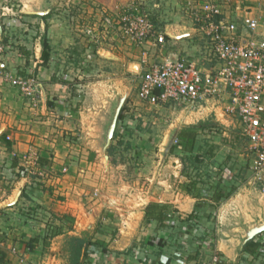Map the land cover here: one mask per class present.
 I'll list each match as a JSON object with an SVG mask.
<instances>
[{
	"label": "crops",
	"instance_id": "crops-1",
	"mask_svg": "<svg viewBox=\"0 0 264 264\" xmlns=\"http://www.w3.org/2000/svg\"><path fill=\"white\" fill-rule=\"evenodd\" d=\"M58 2L0 0V42L7 46L0 60V264H71L74 240L84 242L82 264H201L214 255L219 256L220 264L253 263L245 259L243 249L264 234V183L255 180L252 172L255 154L248 138L241 150L235 151L234 145L222 146L220 137L233 135L236 125L243 133L239 116L227 111L229 96L195 107L142 102L151 109L147 117L129 114L126 108L125 118L119 121L125 108L123 100L115 120L117 144L126 145L130 138L134 146L147 148L154 146L156 135L158 146L172 143L171 149H177L171 163L179 168L187 160L182 157L192 155L181 148L180 134L192 128L196 132L194 150L206 149L215 157H201L209 172L197 181L178 172L160 180H131L129 183H135L130 186V196H122L115 183L118 177L113 181L115 175L111 174L117 165L110 164L108 155L101 160L99 154L86 153L75 138L78 122L73 119L81 115L78 103L82 99L75 90V78L86 74L87 62H97L87 61L91 46L75 34L71 25L74 17L70 20L67 10L64 16L57 9ZM181 11L162 27L164 46L123 44L127 55L141 60L136 63L141 75L146 64L161 63L168 57L194 62L205 73L221 67L210 53L206 36L188 17L186 0ZM48 15L51 17L45 18ZM47 26L51 58L46 65L42 43ZM96 45L94 51L100 60L110 62V56L123 60L115 54L117 47ZM1 72L37 78L42 86L37 105ZM211 136L215 146H196L199 137ZM27 156L50 162L42 168L52 178L43 191L37 190L36 178L24 172ZM194 182L196 187L190 189ZM141 183L145 189H139ZM217 190L232 194L217 203ZM25 191L32 198L24 196ZM152 203L165 207L169 217L164 227L145 219L146 208ZM34 210L36 218L31 219L27 213ZM191 215L197 218L192 224ZM51 228L57 233L45 242L43 237ZM90 244L93 247L84 256ZM262 262L264 254L254 264Z\"/></svg>",
	"mask_w": 264,
	"mask_h": 264
},
{
	"label": "built area",
	"instance_id": "built-area-1",
	"mask_svg": "<svg viewBox=\"0 0 264 264\" xmlns=\"http://www.w3.org/2000/svg\"><path fill=\"white\" fill-rule=\"evenodd\" d=\"M229 4L232 1L229 0ZM229 4L210 0H186V13L195 27L208 41L210 53L221 67L205 73L194 62L180 57H168L161 63L146 64L138 91V99L155 106L175 102L195 107L213 98L228 95L231 105L227 111L237 114L244 135L251 143L255 158L252 172L255 180L264 183V37L259 32V19L250 7L241 11L237 2L235 10L226 15ZM118 30L135 46L166 44V34L153 20L136 6L123 14L105 12L101 20L83 26L81 37L100 43L102 35ZM79 32V33H80ZM100 39V41H99ZM7 46L0 42V60ZM1 76L37 105L41 84L35 77ZM24 172L38 179L42 185L52 178L40 167L39 159L24 158ZM264 191V184H263ZM42 189V187H40ZM33 210V209H32ZM36 211L27 213L34 219ZM218 255L201 264H220Z\"/></svg>",
	"mask_w": 264,
	"mask_h": 264
},
{
	"label": "rangeland",
	"instance_id": "rangeland-1",
	"mask_svg": "<svg viewBox=\"0 0 264 264\" xmlns=\"http://www.w3.org/2000/svg\"><path fill=\"white\" fill-rule=\"evenodd\" d=\"M58 1V5H60L61 7L57 5V9H59L60 12H63L64 16L66 15V13L70 14V20L74 17V23L71 25L74 28L75 34H81L80 30L82 31L83 26L88 27L98 23L101 20L102 16H104L105 12L123 14L126 9L133 6H136V8L141 13L148 15L153 21H155L158 28H162L165 24L173 22V19L176 18L177 15H181V6L184 3V0ZM210 1H220L223 4H229V0ZM231 1L232 4H229V8H227L226 10V15L233 12L236 8L234 6H236L237 2H239L241 4L242 12L246 7L251 8L252 14L256 16L260 21L261 28L259 29V32L261 33L260 30L264 31V0ZM42 10L44 11L45 7H43ZM63 21H65V19ZM81 38H84L85 43L91 46V54L89 58H87V61H95L97 63L93 65L92 63L87 62L86 64L88 67L86 66V74L82 76L81 73V79H79L78 77L75 78V90H77L78 95L82 97V99L80 98V103H78V111H80L81 115L78 119H73L75 120V122H78V126L76 127L77 130L75 131L77 136L75 138L79 139L78 143H80V148H86V153L91 152L92 154H94V156H97L99 154L101 160L103 158V155L109 156V148L111 146L115 147L113 154V161L115 162L111 161V163H109L111 165H117L114 166V171H111V174L115 175L113 181L115 180V177H118L117 181L115 182L116 187H118L117 191L120 192L122 196L128 197L130 196L129 193L132 192L130 186L134 185L135 183H129V181H136L138 179L146 181L145 178L147 177H156L157 180H160L168 174L174 175V172L183 174L194 181L200 179L201 176L205 177L204 175H207V172H209L204 169L207 164L206 160L209 159V156H211V158L215 157V154H207L206 149L204 151L196 149L193 151L192 155L182 157V159H187L186 162L183 163V166L180 165L179 168H175L177 167V165L172 164L171 161L172 159H175V156H177L174 154V151L176 152L177 149L175 147L171 149L170 146H172V143L170 146H158V143L155 142L157 139L156 135L154 137L155 141H153L154 146H148L149 148H145V146H134L135 143L134 141L133 143H131L129 140L130 138L127 139L126 145L117 144L119 139H116L114 136H110L109 132L112 125L115 123L117 112L119 111L118 109L123 100H125V103L122 106H125L127 108L126 111L129 114H139L147 117V112L151 111L149 106H144V104H142V101L137 99L142 75L141 73H139L140 68L136 66V63H139V61L141 60L127 55L126 51L122 50L124 49L122 47L123 44L129 40L123 37L122 32L118 30H115L114 32L110 31L105 35H102L100 37L102 38L101 41L99 39L101 44H97L102 49H108L109 46H112V48L117 47V49H119V52H115V54L123 58V60H118L116 58H113L112 56L109 57L111 59L110 62H104L102 58L100 60L99 56L94 51V45H96V43L88 37L84 36ZM117 43H119L121 49L118 48ZM92 57H94L95 60H92ZM139 101L141 103H139ZM147 129L148 128L144 130L147 131ZM233 132L234 133L231 136L228 135V137H220V139L222 140V146L226 144L234 145L235 151H237L238 148L241 150V145L247 143V137L244 135V133H242L238 125L233 128ZM203 133L204 132H202V134ZM158 135L163 137V135L160 133ZM171 136L172 135H170V138ZM205 136L207 135L205 134ZM152 137L153 136H151V138ZM200 137L196 143V146H215L213 143L215 140L214 136L201 139ZM160 140L162 141V138ZM172 140L173 139H171V141ZM229 140L233 143H229ZM79 156L81 157V155ZM205 156L206 160L202 161L201 157ZM143 160H145L146 162H144ZM132 162H134V165L132 164ZM101 170L102 168L100 167V171ZM100 174L102 173L100 172ZM108 185H112L110 184V181L108 182ZM142 185L143 183L139 185V189H145V187L142 188L144 186ZM85 186L91 187V185L89 184ZM92 196L95 199L99 198L95 194H93ZM89 199H91L90 195ZM91 205L92 204H90L89 206Z\"/></svg>",
	"mask_w": 264,
	"mask_h": 264
},
{
	"label": "trees",
	"instance_id": "trees-1",
	"mask_svg": "<svg viewBox=\"0 0 264 264\" xmlns=\"http://www.w3.org/2000/svg\"><path fill=\"white\" fill-rule=\"evenodd\" d=\"M51 17V15H48L47 17L45 18H49ZM155 23V21H153ZM156 24V23H155ZM48 26L46 28V34L44 35L43 37V64H48L50 58H51V46L49 44V38H48ZM126 110V107L122 109L120 115H119V121H122L124 118H125V115H124V111ZM127 130H131L130 127H127ZM116 137V134L115 136ZM195 138H196V132L194 131V129H185L181 132L180 134V139H181V148L184 149L186 152H189V153H193L194 151V144H195ZM121 145H123V142H121ZM180 145V144H179ZM114 149L115 147L114 146H111L109 148V158H110V161L112 162H115L113 161V154H114ZM39 163L40 164V167L41 168H44L46 169V165H49L50 162L48 160H44V159H41L39 160ZM37 184V190H40V191H43L45 189L44 185L41 184V182H38V179L36 178V182ZM34 184V185H36ZM42 187V189L40 188ZM192 188H195L196 187V183H191V186ZM232 192H225V191H220V190H217L216 194H215V197H214V201L215 202H221L223 199H228L230 196H231ZM28 196L29 198H32L31 195H28L27 192L25 191V194L24 196ZM26 196V197H27ZM168 217L169 215L168 214H165V207L159 205V204H155V203H152V204H149V206L146 208V211H145V219L147 220H154L156 222H158L159 224V227H164L165 224L164 222L166 220H168ZM190 222L191 224L193 222H196L197 221V218H196V215H191L190 216ZM56 231L54 232V230H52V228L50 229L49 232H47L44 237H43V240L45 242H47L50 238H52L54 235H56ZM264 234H261L259 236V240H257L256 238L255 239H252L250 240L244 247L243 251H244V255H245V259H247L248 261H252L253 263L251 264H254L255 261L258 259V257L260 255H263L264 254V240L262 239ZM46 244V243H45ZM83 245H84V242L81 241V240H74L73 241V258L71 260V264H82L80 262V259H81V256L83 254ZM89 247L86 248V251L84 253V256H87L88 253L87 251L92 248L93 246L88 245ZM31 248H32V244H31ZM33 250V249H31ZM103 251H107V250H104ZM260 264H264V262L260 263Z\"/></svg>",
	"mask_w": 264,
	"mask_h": 264
},
{
	"label": "water",
	"instance_id": "water-1",
	"mask_svg": "<svg viewBox=\"0 0 264 264\" xmlns=\"http://www.w3.org/2000/svg\"><path fill=\"white\" fill-rule=\"evenodd\" d=\"M118 110H119V111L117 112V115L119 114V112H120V110H121V107H120ZM115 128H116V123H114V124L112 125L111 130H110V132H109V135L112 136V137L114 136ZM262 230H264V228H263Z\"/></svg>",
	"mask_w": 264,
	"mask_h": 264
}]
</instances>
